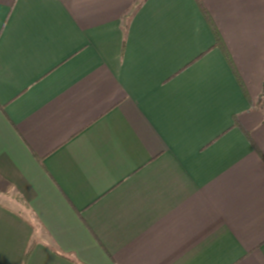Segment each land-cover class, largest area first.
<instances>
[{
    "label": "crops",
    "instance_id": "0c3cea01",
    "mask_svg": "<svg viewBox=\"0 0 264 264\" xmlns=\"http://www.w3.org/2000/svg\"><path fill=\"white\" fill-rule=\"evenodd\" d=\"M201 3L229 60L197 0H0V264H264V0Z\"/></svg>",
    "mask_w": 264,
    "mask_h": 264
},
{
    "label": "trees",
    "instance_id": "16d2710c",
    "mask_svg": "<svg viewBox=\"0 0 264 264\" xmlns=\"http://www.w3.org/2000/svg\"><path fill=\"white\" fill-rule=\"evenodd\" d=\"M197 2H198V4H199L200 8L202 9L204 15L206 16V18H207V20H208V22H209V24H210V26H211V29H212V31H213L215 37H216V45L222 47V49H223V51H224L226 57H227L228 60H229L228 54H227V52L224 50V47L222 46V39H221L220 33L218 32V29L216 28V25L214 24V22L212 21V19L210 18V16L207 14V12L204 10L203 5H202V3H201V0H197ZM261 103L264 105V103H263L262 101H261ZM31 251H32V246H30V247L28 248L27 252H26V255H25V257H24V263L26 262L27 258L29 257Z\"/></svg>",
    "mask_w": 264,
    "mask_h": 264
}]
</instances>
